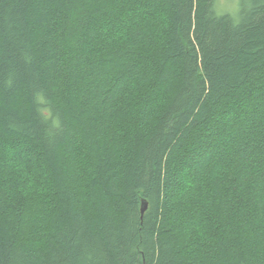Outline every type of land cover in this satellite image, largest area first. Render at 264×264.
Returning a JSON list of instances; mask_svg holds the SVG:
<instances>
[{
	"label": "trees",
	"instance_id": "1",
	"mask_svg": "<svg viewBox=\"0 0 264 264\" xmlns=\"http://www.w3.org/2000/svg\"><path fill=\"white\" fill-rule=\"evenodd\" d=\"M220 1L0 0V264H264V0Z\"/></svg>",
	"mask_w": 264,
	"mask_h": 264
},
{
	"label": "rangeland",
	"instance_id": "2",
	"mask_svg": "<svg viewBox=\"0 0 264 264\" xmlns=\"http://www.w3.org/2000/svg\"><path fill=\"white\" fill-rule=\"evenodd\" d=\"M235 0H221L219 2V6L221 7L222 11L229 12L234 14L235 12Z\"/></svg>",
	"mask_w": 264,
	"mask_h": 264
},
{
	"label": "water",
	"instance_id": "3",
	"mask_svg": "<svg viewBox=\"0 0 264 264\" xmlns=\"http://www.w3.org/2000/svg\"><path fill=\"white\" fill-rule=\"evenodd\" d=\"M146 209H147V204H146V202H143V204H142V213L143 214L146 211Z\"/></svg>",
	"mask_w": 264,
	"mask_h": 264
}]
</instances>
